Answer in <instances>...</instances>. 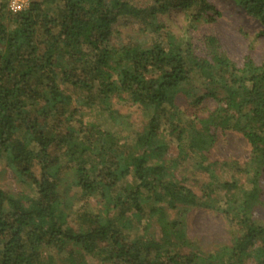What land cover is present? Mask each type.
Wrapping results in <instances>:
<instances>
[{"label": "trees", "instance_id": "trees-1", "mask_svg": "<svg viewBox=\"0 0 264 264\" xmlns=\"http://www.w3.org/2000/svg\"><path fill=\"white\" fill-rule=\"evenodd\" d=\"M232 1L264 37V0ZM150 2L32 0L12 14L0 0V160L21 187H0V264H264V54L238 64L215 35L201 49L158 18L181 9L195 29L216 21L211 0ZM120 23L146 37L113 41ZM115 99L142 109L141 129ZM229 132L250 156L243 178L221 180L210 155ZM194 208L222 215L228 244L190 239Z\"/></svg>", "mask_w": 264, "mask_h": 264}, {"label": "rangeland", "instance_id": "rangeland-1", "mask_svg": "<svg viewBox=\"0 0 264 264\" xmlns=\"http://www.w3.org/2000/svg\"><path fill=\"white\" fill-rule=\"evenodd\" d=\"M32 1V0H31ZM40 1V0H39ZM140 5L151 4L150 0H135ZM219 15L215 22H201L195 29L189 27V21L184 11L181 9L170 10L158 15L165 26L175 34L186 40H191L198 48L204 49L203 37L213 34L219 40L220 45L227 55L238 64L243 62V58L248 54H253L256 61L264 54V37L261 36L262 25L244 10L237 7L232 0H211ZM140 23L130 25L120 23L114 26L113 41L129 42L142 40L146 37L145 31ZM147 33L149 31H146ZM149 36V35H148ZM180 101H185L179 97ZM181 102V108L185 111L187 105ZM113 106L119 111L123 118L130 124V132L143 127L144 113L140 107L127 101H113ZM213 99L205 100V107L209 109L215 107ZM100 118L97 109L86 111V121H95ZM218 144L212 150L211 161H217L220 165L216 167L217 175L221 180L232 177H240L238 169H242L249 159L250 150L243 136L235 133H220ZM169 156H176L174 146L168 152ZM227 162V166H221ZM185 169H179L184 175L189 177L188 183L194 186V190L200 193V185L205 182L206 176L196 173L191 161L185 162ZM181 178V177H180ZM207 179V178H206ZM0 187L7 191L17 193L21 190L15 182L14 175L6 168L4 161L0 160ZM25 191L29 190L25 188ZM171 217L175 213H170ZM188 235L199 247L206 251L214 250L217 244H228L232 229L221 214L205 208H194L187 216ZM90 263H96L90 259ZM251 264V263H249Z\"/></svg>", "mask_w": 264, "mask_h": 264}, {"label": "built area", "instance_id": "built-area-1", "mask_svg": "<svg viewBox=\"0 0 264 264\" xmlns=\"http://www.w3.org/2000/svg\"><path fill=\"white\" fill-rule=\"evenodd\" d=\"M7 9L12 14H17L28 9L31 0H4ZM18 9V10H17Z\"/></svg>", "mask_w": 264, "mask_h": 264}, {"label": "clouds", "instance_id": "clouds-1", "mask_svg": "<svg viewBox=\"0 0 264 264\" xmlns=\"http://www.w3.org/2000/svg\"><path fill=\"white\" fill-rule=\"evenodd\" d=\"M18 10V9H17Z\"/></svg>", "mask_w": 264, "mask_h": 264}]
</instances>
